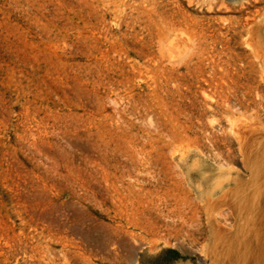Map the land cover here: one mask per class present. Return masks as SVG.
<instances>
[{"label": "rangeland", "instance_id": "1", "mask_svg": "<svg viewBox=\"0 0 264 264\" xmlns=\"http://www.w3.org/2000/svg\"><path fill=\"white\" fill-rule=\"evenodd\" d=\"M263 77L264 0H0V264H264ZM167 154L221 239L168 228Z\"/></svg>", "mask_w": 264, "mask_h": 264}, {"label": "bare ground", "instance_id": "2", "mask_svg": "<svg viewBox=\"0 0 264 264\" xmlns=\"http://www.w3.org/2000/svg\"><path fill=\"white\" fill-rule=\"evenodd\" d=\"M235 120L237 121V117ZM245 124L246 123H244V125ZM242 125L240 124L238 125L240 127L235 128L237 129V132H239L238 134L241 141L244 138L248 137L247 134L250 133V129H251L248 128L247 126H242ZM257 127L256 130L258 129ZM185 159H187V156H181L178 160H175L173 156H169L168 154L166 155V170H165L164 181L166 183L165 193L167 200L165 204V211H166V216L172 219V223H167V226L169 229L174 230L177 235L182 231H187L189 233L196 234L206 229L210 231L211 235L212 234L215 235V238L217 237L218 239H221L222 236L220 233L227 234L230 232V229H228L230 228V226L228 227L227 222H223L217 216L218 214L219 215L221 214L223 216L224 211L222 210L218 211V209L223 205L227 204V200H228L227 196L229 194V191L228 189L224 190L225 181L221 177H220V181L219 178H217L218 180L211 181L210 184H208L209 187L206 189L201 188L200 186H197L196 188L185 186L184 185L185 171L182 166V161ZM195 165L197 164H193L192 166L195 167ZM190 169L191 168L189 167L187 173H190L189 172ZM205 176H207V174ZM221 179L224 182H222ZM198 190L199 192L201 191L200 195L196 194L195 192ZM219 190L222 191L221 195L215 196ZM253 205L252 206L250 205L253 209H255V214H254L255 216L253 223L255 221L257 223V221L260 220L258 224L262 225V222L264 221V197L261 196L257 201V203L255 202V204ZM230 206H229L230 211H234L235 209L234 205H232L233 207ZM197 214H200L199 216L202 218V220L200 221L199 220L200 217H199L197 223L193 224L192 218H194ZM234 226L235 225H233V227ZM215 257L216 255L212 254L211 258L213 263L216 260Z\"/></svg>", "mask_w": 264, "mask_h": 264}, {"label": "trees", "instance_id": "3", "mask_svg": "<svg viewBox=\"0 0 264 264\" xmlns=\"http://www.w3.org/2000/svg\"><path fill=\"white\" fill-rule=\"evenodd\" d=\"M170 251L172 252L173 257H176L178 255L177 250L171 249Z\"/></svg>", "mask_w": 264, "mask_h": 264}]
</instances>
